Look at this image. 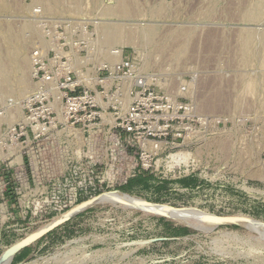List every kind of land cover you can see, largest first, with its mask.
<instances>
[{"label":"rangeland","instance_id":"obj_1","mask_svg":"<svg viewBox=\"0 0 264 264\" xmlns=\"http://www.w3.org/2000/svg\"><path fill=\"white\" fill-rule=\"evenodd\" d=\"M76 191L23 264H264V0H0V264Z\"/></svg>","mask_w":264,"mask_h":264},{"label":"bare ground","instance_id":"obj_2","mask_svg":"<svg viewBox=\"0 0 264 264\" xmlns=\"http://www.w3.org/2000/svg\"><path fill=\"white\" fill-rule=\"evenodd\" d=\"M181 155V154H180ZM118 201H129V202H134L140 205H145L147 208L153 210L154 212H156V214H160L163 216H167V217H173V218H177V219H181L183 218L185 215H187V213L180 211V210H176L174 208H166V207H162L161 205L159 206V204L155 205V204H149L148 202L144 201V200H140L138 198L135 197H130L124 194H119L116 196ZM98 202V201H97ZM115 203V202H114ZM95 204V203H94ZM86 208V207H85ZM188 216V215H187ZM209 222H216V218L214 217V215H206L205 216ZM207 221V222H208ZM240 221V220H239ZM242 222V221H241ZM245 223V222H244ZM48 226L42 228L41 230H44L46 228H48ZM253 228V227H252ZM254 229V228H253ZM260 231V230H259ZM264 231V230H263ZM264 235V232H261ZM34 236H36V232L32 233L31 235H29L28 237L30 238L28 240V243H31L32 240L35 238ZM12 251V250H11ZM75 251V250H74ZM13 253V251H12ZM71 253V252H70ZM76 253V252H73ZM66 256V255H65ZM85 256V255H84ZM93 257V256H92ZM87 258V257H85ZM93 262V261H92Z\"/></svg>","mask_w":264,"mask_h":264},{"label":"water","instance_id":"obj_3","mask_svg":"<svg viewBox=\"0 0 264 264\" xmlns=\"http://www.w3.org/2000/svg\"><path fill=\"white\" fill-rule=\"evenodd\" d=\"M91 202V200H88L82 204L79 205V207H81V209H86L88 207H90L91 205L87 206L89 203ZM87 206V207H86ZM86 207V208H84ZM73 211V210H72ZM78 213V212H77ZM74 214H76L75 212L69 215H64L62 218H60L59 220L53 221L48 228L44 229V230H37L36 231V236H34L35 238L32 240L31 243H28V240L30 239L29 237H27L26 239H23L15 244H13L12 246H10V249L13 251V256H12V261L15 258V256L20 253L21 251H23L24 249H26L27 247H29L30 245L34 244L35 242L39 241L41 238H43L44 236L48 235L49 233L53 232L55 229H57L58 227H60L63 223H65L71 216H73ZM214 217L217 220H225L228 217H221V216H217L214 215Z\"/></svg>","mask_w":264,"mask_h":264},{"label":"built area","instance_id":"obj_4","mask_svg":"<svg viewBox=\"0 0 264 264\" xmlns=\"http://www.w3.org/2000/svg\"><path fill=\"white\" fill-rule=\"evenodd\" d=\"M79 193H80V192H78V191L75 192V198H74V200H73L74 202L71 203V204H72V207H73L72 210H73L75 207L79 206L80 204H82V203H84V202H86V201H88V200L94 199V198H91V199L83 200L82 202L79 203ZM0 195H1V197H4L5 194H4V193H1ZM2 199H3V198H2ZM96 205H97V204H96ZM93 206H95V205H91L90 207H88V208H86V209H84V210H81L80 212L74 214V215L71 216L70 218H73V217L79 215L80 213H82V212H84V211L90 209V208L93 207ZM72 210H70V211H72ZM70 211H69V212H70ZM70 218H69V219H70ZM3 231H4V223H1V224H0V242H1V239H2ZM175 239H176V238H170V239H164V240H165V241H173V240H175ZM95 253H98V251H96ZM93 255H94V254H93ZM95 258H97V261H98V254L95 255ZM165 261H166V260H165Z\"/></svg>","mask_w":264,"mask_h":264},{"label":"crops","instance_id":"obj_5","mask_svg":"<svg viewBox=\"0 0 264 264\" xmlns=\"http://www.w3.org/2000/svg\"><path fill=\"white\" fill-rule=\"evenodd\" d=\"M21 253H22V251H21L20 253L17 254V257H16L14 263H17V264H23V262H24L27 258H29L28 256L24 258V257L21 255ZM29 256H30V255H29ZM21 257H22V258H21ZM20 258H21V259H20ZM17 260H18V261H17ZM12 263H13V262H12Z\"/></svg>","mask_w":264,"mask_h":264},{"label":"trees","instance_id":"obj_6","mask_svg":"<svg viewBox=\"0 0 264 264\" xmlns=\"http://www.w3.org/2000/svg\"><path fill=\"white\" fill-rule=\"evenodd\" d=\"M16 257H17V255H16L15 258L13 259V262L15 261Z\"/></svg>","mask_w":264,"mask_h":264}]
</instances>
